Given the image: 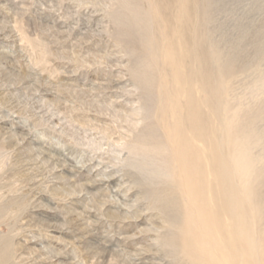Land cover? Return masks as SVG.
Listing matches in <instances>:
<instances>
[{
	"label": "rangeland",
	"instance_id": "1",
	"mask_svg": "<svg viewBox=\"0 0 264 264\" xmlns=\"http://www.w3.org/2000/svg\"><path fill=\"white\" fill-rule=\"evenodd\" d=\"M205 3L211 89L177 94L207 118L201 190L167 100L196 62L175 38L165 65L148 0H0V264H264V0ZM216 158L245 234L218 214Z\"/></svg>",
	"mask_w": 264,
	"mask_h": 264
},
{
	"label": "bare ground",
	"instance_id": "2",
	"mask_svg": "<svg viewBox=\"0 0 264 264\" xmlns=\"http://www.w3.org/2000/svg\"><path fill=\"white\" fill-rule=\"evenodd\" d=\"M148 1L151 11L150 15H152L151 24L153 25V26L151 25V29H150L149 43H151L152 45L155 44L159 45L163 39H166L168 41L170 49L166 51L164 54L165 62L167 63L165 65L166 66L170 65L172 67L173 65H175L176 62H179L182 59L181 58L178 61L180 57L175 51V44H174L175 38L180 39L181 44L184 48V52H185L184 54L186 55L189 54L196 62V68L193 69L191 67H187V71L184 74V76L180 75L178 69L174 70L172 74V78H173L172 91L170 90L168 91L169 93L171 92V96L169 95V97H167V100L169 102L171 101V104H174L176 106L175 107L176 111L173 112L171 115V121H172L171 128L172 129L174 128V130L177 131V136H178V140H177L178 151L176 152V156H178V158L180 159L181 167H183L184 170L187 169L196 173L197 185L202 187L201 185L204 175V162L207 159V156L205 154L206 152L205 143L208 140L207 118L199 105L201 99L199 100L196 99L192 95V93L188 91L186 102L184 104V106L187 107V109H184L183 107H178L179 100L177 94L179 93V84L181 81H183V79H186V81H190L193 78H196L200 82L201 88L207 91L211 89V82H212L211 79L213 78L212 77L213 71L212 72L210 71L209 61L211 60H209L207 56V51L205 49V38L202 29L204 17H205V11H206V6H205L206 3L205 0H203L204 3L202 1L201 3L200 0H148ZM194 17H196L195 21L193 20ZM230 145H232V143ZM166 158H165V162H170L171 157L168 160H166ZM209 167H210V173L215 174L216 178L220 180L221 183L220 185L222 186V192H223L221 195L222 201H224L223 199H225V201L227 200L226 203L224 202L222 206L218 208V214L223 212L224 214H227L230 217V219L233 221L232 226L234 233L237 234L244 233L248 229V223L245 222L243 224V221H245V212L241 207V205L232 201L233 199L236 198V194L235 191H233V188L230 186L229 178L226 176L225 168L222 161L216 158L209 163ZM173 189H171L172 193H173ZM201 190H203V187ZM175 191L176 190L174 189V192ZM173 195L175 196V194ZM178 205L180 208L181 205L180 204ZM179 242L181 243V240ZM229 264H247V262H245L244 257H242L238 259L237 262L236 261L234 262L232 260L229 261Z\"/></svg>",
	"mask_w": 264,
	"mask_h": 264
}]
</instances>
